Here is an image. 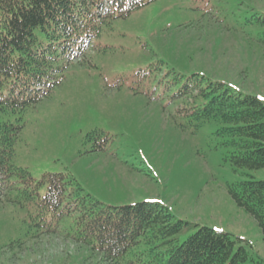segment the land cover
<instances>
[{"label":"rangeland","instance_id":"rangeland-1","mask_svg":"<svg viewBox=\"0 0 264 264\" xmlns=\"http://www.w3.org/2000/svg\"><path fill=\"white\" fill-rule=\"evenodd\" d=\"M260 14L264 0H153L102 16L98 36L59 62V84L23 111L13 165L34 181L68 176L101 206L159 202L191 226L177 244L212 228L264 262L257 222L228 192L264 169L236 168L220 124L194 130L174 97L175 78L201 74L264 103ZM36 212L0 202V264H109L69 219L42 225Z\"/></svg>","mask_w":264,"mask_h":264},{"label":"trees","instance_id":"trees-1","mask_svg":"<svg viewBox=\"0 0 264 264\" xmlns=\"http://www.w3.org/2000/svg\"><path fill=\"white\" fill-rule=\"evenodd\" d=\"M153 0H0V202L36 209L42 225L67 218L109 264H264L226 232L200 227L177 244L190 224L156 201L101 206L62 174L34 181L13 165L22 113L59 84V62L99 34L100 19L122 18ZM264 43V14L257 15ZM175 98L187 125L220 124L236 168L264 169V103L201 74L181 79ZM46 186L43 196L40 186ZM231 198L257 222L264 239V181L229 187ZM49 219L47 220V217ZM237 241H241L239 238Z\"/></svg>","mask_w":264,"mask_h":264}]
</instances>
